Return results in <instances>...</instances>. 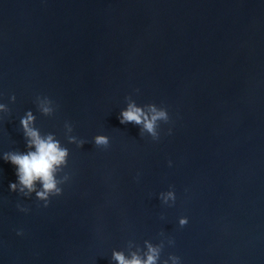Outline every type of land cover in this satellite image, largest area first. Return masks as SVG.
<instances>
[{
    "label": "water",
    "instance_id": "95a60500",
    "mask_svg": "<svg viewBox=\"0 0 264 264\" xmlns=\"http://www.w3.org/2000/svg\"><path fill=\"white\" fill-rule=\"evenodd\" d=\"M126 97L167 110L158 140L120 123ZM0 103V264H116L145 241L161 264H264V0H0ZM29 110L69 150L47 207L3 159Z\"/></svg>",
    "mask_w": 264,
    "mask_h": 264
},
{
    "label": "clouds",
    "instance_id": "9594fccd",
    "mask_svg": "<svg viewBox=\"0 0 264 264\" xmlns=\"http://www.w3.org/2000/svg\"><path fill=\"white\" fill-rule=\"evenodd\" d=\"M11 99L15 101V96L13 95ZM126 100L129 101L127 107L121 110L118 117L120 123L137 125L140 128V135L147 133L153 140H158L160 122L167 123L169 121L167 110L157 107L155 104L137 106L130 97H126ZM36 103L38 110L43 115L51 116L53 114V101L48 97L38 96ZM0 111L8 112L9 109L5 104L0 103ZM35 119L31 110L27 111L20 119V126L28 150L26 152H6L3 154V159L14 165L16 170L17 182L9 184L10 191L22 194L24 197H31L32 194H35L38 200L44 202V207H47L50 197L62 194V188L59 185L68 179L67 175L60 179H58V176L67 166L69 150L61 145L54 134L49 133L42 136L40 131L34 127ZM65 129L68 142L82 147L84 141L71 135L73 126L66 123ZM93 139L97 147L107 148L109 146V138L105 135H96ZM159 199L164 204H169V202L174 203L176 197L174 191L169 190L161 192ZM21 210L26 211L27 209L22 208ZM187 223L186 217L180 218V226ZM169 243L171 244L173 241L169 240ZM145 246L147 251L143 255L133 252L130 258L126 257L122 251L113 250L111 261H115L116 264H161L163 243L154 246L152 243L145 241ZM169 259L172 260L173 264H179V257L169 256ZM168 260H163L162 264H168Z\"/></svg>",
    "mask_w": 264,
    "mask_h": 264
}]
</instances>
